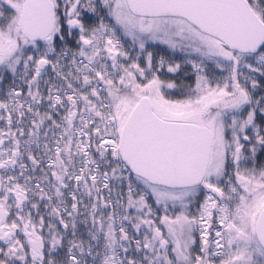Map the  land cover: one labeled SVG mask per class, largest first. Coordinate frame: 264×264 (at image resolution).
<instances>
[{
	"label": "snow or ice",
	"instance_id": "snow-or-ice-1",
	"mask_svg": "<svg viewBox=\"0 0 264 264\" xmlns=\"http://www.w3.org/2000/svg\"><path fill=\"white\" fill-rule=\"evenodd\" d=\"M0 264H264V0H0Z\"/></svg>",
	"mask_w": 264,
	"mask_h": 264
}]
</instances>
